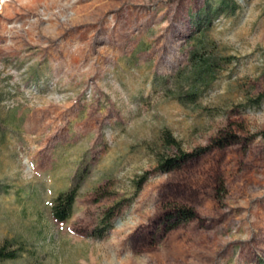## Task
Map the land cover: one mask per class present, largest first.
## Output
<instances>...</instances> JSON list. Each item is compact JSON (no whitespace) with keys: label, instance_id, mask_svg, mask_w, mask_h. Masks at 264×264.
Masks as SVG:
<instances>
[{"label":"rangeland","instance_id":"374dc122","mask_svg":"<svg viewBox=\"0 0 264 264\" xmlns=\"http://www.w3.org/2000/svg\"><path fill=\"white\" fill-rule=\"evenodd\" d=\"M222 1L0 0V264H264V0ZM200 40L232 60L178 99ZM164 131L210 149L162 172Z\"/></svg>","mask_w":264,"mask_h":264},{"label":"trees","instance_id":"16d2710c","mask_svg":"<svg viewBox=\"0 0 264 264\" xmlns=\"http://www.w3.org/2000/svg\"><path fill=\"white\" fill-rule=\"evenodd\" d=\"M224 1V0H223ZM222 1V2H223ZM222 6V3H221ZM197 14V26L204 24L203 17L209 15L207 10ZM206 19V18H205ZM208 22H206L207 24ZM208 45L200 40L193 50L189 52L188 66L185 72L180 73L177 79L182 82L188 92L184 96H177L178 99L194 101L207 87H209L218 77L219 71L225 64L230 63L231 57L216 56L212 54L205 55ZM264 102V93L259 94L256 99V104ZM236 137L234 135L227 136L224 140L217 142L216 147H223L234 143ZM161 141L166 147H173L176 152V156L172 158H160L159 169L162 172H170L178 169L189 159L199 157L210 149V147L197 148L191 152L184 151L178 144V142L170 135L168 131H164L161 134ZM79 188V182L73 184L67 191L59 193L52 204L51 213L57 221H66L71 217L75 198L77 196ZM139 189V186H138ZM174 222H172L170 228H174L179 224L186 222L194 218V213L188 209H182L174 214ZM15 251L6 252L4 247L0 248V262L6 259L16 258Z\"/></svg>","mask_w":264,"mask_h":264}]
</instances>
